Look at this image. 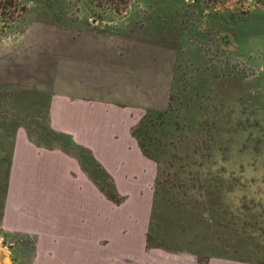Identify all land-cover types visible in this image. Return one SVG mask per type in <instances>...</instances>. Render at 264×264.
Segmentation results:
<instances>
[{
	"label": "rangeland",
	"instance_id": "rangeland-1",
	"mask_svg": "<svg viewBox=\"0 0 264 264\" xmlns=\"http://www.w3.org/2000/svg\"><path fill=\"white\" fill-rule=\"evenodd\" d=\"M76 80L92 88L90 96L71 99L79 102L67 110L78 119L61 114L66 107L57 101L53 124L75 129L89 148L51 127L52 95L68 92ZM130 90L135 108L125 99ZM147 110H174L179 126L193 131L192 149L198 147L200 166L192 173L210 170L223 178L211 199L195 189L193 201L220 207L224 218L217 221L237 220L246 209L261 212L264 0H0V220L17 138L25 132L28 139V130L39 145L66 151L28 139L32 146L22 153L33 163L23 166L35 175L24 179L25 207L53 221H25L29 236L5 232L0 221V264H250L212 256L205 262L200 236L187 251L147 247L159 171L131 136ZM128 117L136 120L131 128ZM42 150L63 154L62 167L70 170L67 178H52L61 181L56 197L39 192ZM89 175L123 201L109 200ZM198 208L195 218L202 221ZM167 221L160 223L169 229ZM156 230L160 239L183 237L165 234L161 225ZM225 238L231 251L233 232Z\"/></svg>",
	"mask_w": 264,
	"mask_h": 264
},
{
	"label": "trees",
	"instance_id": "trees-1",
	"mask_svg": "<svg viewBox=\"0 0 264 264\" xmlns=\"http://www.w3.org/2000/svg\"><path fill=\"white\" fill-rule=\"evenodd\" d=\"M172 113L170 114V110L161 112L147 110L138 124L131 130V136L135 139L142 154L154 161L158 165L159 171L154 182L150 228L146 237L147 247L187 251L197 243L196 239L200 236L202 245L209 254L208 257H205V262L212 256L250 264H264V209L259 213L246 209L240 211V215L238 214L240 218L237 220L217 221L221 217L219 215L220 207L215 206L214 203L211 204L210 201L205 204L202 202L197 204L193 201V195L190 192L194 193V190L197 189L199 192L202 191V198L211 199L215 194L214 190L224 185L222 183L224 180L210 170L201 176L203 180L198 173H192V168L200 166L196 161L198 158L196 149L198 147L192 149L193 131L180 127ZM27 135L29 141L38 147L59 149L66 152L63 146L39 145L31 138L28 130ZM58 136L71 141L70 137L65 134ZM209 140L208 155L205 156L204 162H207L210 167L213 165L211 162H214L211 157L212 144H214L215 138L211 135ZM73 144L77 148V145ZM71 156L79 160L77 156ZM89 179L109 200L114 203L123 201V198L116 194L112 186L107 188L98 178L95 179L90 175ZM198 206L203 210L202 215L206 216L202 221H199L200 219L196 221L195 218V213L199 212ZM223 212L224 215L228 214L225 210ZM214 215L216 219H213ZM164 220H171L167 221L171 224V228L166 229L167 225L160 223ZM159 225L163 227L165 234L170 231V233L179 234L184 238L182 237L181 240H176L173 236L158 238L156 226ZM228 232H233L231 251H225L229 242L226 243L225 238Z\"/></svg>",
	"mask_w": 264,
	"mask_h": 264
},
{
	"label": "crops",
	"instance_id": "crops-1",
	"mask_svg": "<svg viewBox=\"0 0 264 264\" xmlns=\"http://www.w3.org/2000/svg\"><path fill=\"white\" fill-rule=\"evenodd\" d=\"M90 89L92 90V88L90 87L84 88V86L80 85V83L78 84V80H76L75 83H71V86H69L68 92H65L64 94L52 95L53 99L50 101V104H49V116L51 120V127H53V129L59 132L70 135L76 144H81L88 148L90 147V144L88 142H80L76 140L75 133H74L76 131L75 129L73 130L74 132H72L71 129H66V128L59 127V126L56 127L53 124V120H54V115L57 113V105H56L58 104L57 101H59V104L61 105L60 107H62V105H64L63 107H66L65 109H60L61 114H65V116L70 114L71 117L69 118L73 120L74 116L72 115L74 114V112L71 111L70 109L67 110V108L71 106H77V105H72V103L76 104L78 100H75V102H72L73 100L71 99L83 97L82 95L86 97L90 96L88 93ZM91 96H93V94H91ZM125 99L127 100L128 103L131 104V106L133 105L132 107L135 108L134 104H136L137 102H136V94L134 93V90H130ZM74 115L76 117L75 120H77L78 119V117L76 116L77 113H75ZM140 117H141V111H139L138 113V119H140ZM128 119H129L128 121L129 125L128 124L125 125V128H127V126L131 128V126L134 125V123H136V120L134 121L135 118L131 120L128 117ZM122 122L123 121L121 120L120 123L122 124ZM26 137L27 136L24 132V135L22 134L19 136V138H17L18 139L16 141L17 143H15V145L13 143V150H12L10 166H9V170L7 174L6 188H5V197H4L5 203H4V208H3V212H2V216L0 220L2 221L1 226L3 230H5V232L14 233L16 231L17 234L24 235V236L30 233V231H27L29 230V228L25 227L27 226L25 221H53V220L46 218V213L43 215L41 214V216H35V215H32V213H30L29 210L26 209L25 207V201L28 199L27 197H25V193L27 192L29 193V186H26L28 182L24 181V179H29L32 177V175H35L34 171H33V174H32V171L30 172L31 168H27V166H23V164L27 162H30V165H32L33 163V161H30V157L24 156L23 155L24 153H22L25 150H30V146H32ZM42 151H43L42 153L43 155H40V157L37 160L38 161L37 176L40 178L39 179V184H40L39 192L40 194L55 196V194H57L58 192L55 187L57 186L60 189L61 181L59 180L52 181V178L54 179L55 178H59V179L67 178L70 170L68 168L62 167L63 154H60L56 150H42ZM72 168H74V170H77V172H79L78 171L79 169L74 162H73ZM18 177L22 178L20 184H19V181L18 183H16L15 181V178H18ZM19 185H21V187ZM51 200L52 199L49 200L50 204H51ZM41 207L44 210L46 209L48 210V206L43 205ZM59 209L60 207H57L56 209V207H54L53 205L54 211L56 210L58 211ZM51 210L52 208H50L49 211ZM80 221H83V220H80ZM85 221H88V218H86Z\"/></svg>",
	"mask_w": 264,
	"mask_h": 264
}]
</instances>
